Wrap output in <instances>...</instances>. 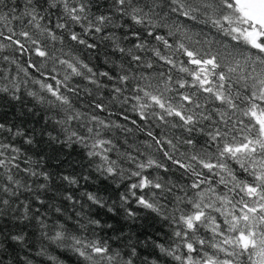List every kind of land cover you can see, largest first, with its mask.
I'll return each mask as SVG.
<instances>
[{
    "label": "snow or ice",
    "instance_id": "1",
    "mask_svg": "<svg viewBox=\"0 0 264 264\" xmlns=\"http://www.w3.org/2000/svg\"><path fill=\"white\" fill-rule=\"evenodd\" d=\"M0 101V264H264V0H0Z\"/></svg>",
    "mask_w": 264,
    "mask_h": 264
},
{
    "label": "trees",
    "instance_id": "2",
    "mask_svg": "<svg viewBox=\"0 0 264 264\" xmlns=\"http://www.w3.org/2000/svg\"><path fill=\"white\" fill-rule=\"evenodd\" d=\"M94 62L100 64L103 67L102 56L99 59H96ZM25 99L28 107H33V103L28 98ZM0 104H3V101H0ZM22 111L25 113L24 116L20 115ZM0 113H7L10 122L14 121L17 125H20L22 127H27V128L35 127L38 131L42 130L43 128H47L48 131L50 132L53 131L52 127L45 123L46 114L42 111L39 112L38 115L32 116L27 113L26 108H23L18 103L13 102L12 105L4 104V106L0 108ZM99 115L102 118H104L106 114L99 113ZM128 115H130L132 118H136L134 113L129 112ZM112 119H115V117H112ZM128 126L132 127L131 124H129ZM157 131L160 130L157 129ZM56 134H57L56 132H53V135ZM125 136L128 137L129 145L132 144L140 145L141 141L146 139L144 134L140 132H135L134 134H128L117 131L113 139L117 141L120 151H129V150L134 151V149L130 148L129 145L123 144V140ZM42 139L45 141L42 147L45 151L48 170L52 172L54 175L58 173L92 175L93 179L91 181L89 182H85L83 180L81 181L80 188L76 192L77 196H79L80 193L84 191H96V190H101L102 195L105 194L102 191V184L100 180L96 178L97 174L94 172V168L89 167V161L84 156L83 154L84 150L82 148H80L79 146H73L70 148V147H61L57 145L55 147L59 148L60 150L59 152H54L53 147H49L48 144L46 143L48 139L47 136H44ZM115 156L116 154L113 153V158H115ZM168 177H171L174 181H179L181 183L185 182L184 180L179 179V174L176 173L175 170H173V172L168 173L166 178ZM108 195H111V193H108ZM109 222L115 223L114 221H109ZM162 227H164L165 231L167 230L166 226L163 225L161 221H159L158 219H153L147 213L142 212L141 217L137 221V224L133 228V230L136 231L138 234L144 231H147L148 233H155L158 229ZM125 230L127 231L128 229L126 228ZM28 231L32 232L33 230L29 228ZM110 234L111 233H109V235ZM101 235L104 234L101 233Z\"/></svg>",
    "mask_w": 264,
    "mask_h": 264
}]
</instances>
